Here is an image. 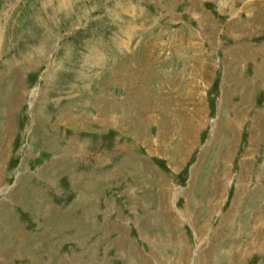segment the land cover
<instances>
[{"label": "rangeland", "instance_id": "rangeland-1", "mask_svg": "<svg viewBox=\"0 0 264 264\" xmlns=\"http://www.w3.org/2000/svg\"><path fill=\"white\" fill-rule=\"evenodd\" d=\"M1 142L0 264H264V0H0Z\"/></svg>", "mask_w": 264, "mask_h": 264}, {"label": "bare ground", "instance_id": "bare-ground-1", "mask_svg": "<svg viewBox=\"0 0 264 264\" xmlns=\"http://www.w3.org/2000/svg\"><path fill=\"white\" fill-rule=\"evenodd\" d=\"M2 145H4L3 142L0 143V146H1V147H0V173H1L2 162H3V159H4V157H5V151H4V147H5V146H2ZM258 194H259V193H258V191L256 190L255 193H252V194H251L252 197L254 196L253 199H252V197H251V200H249V199L247 200V199H246V200H247V201H246V200L244 199V200H245V201H244V206H245L246 208L248 207L249 209H251V208L253 207V205H255V204H253V202H254V200L256 199V196H257ZM248 195H249V197H250V194H248ZM234 200H235V198H234ZM234 200H233V201H234ZM234 202H235V201H234ZM236 203H237V202H236ZM236 203H235V204H236ZM234 207H235V205H234ZM235 208H236V207H235ZM235 208H234V209H235ZM237 208H238V207H237ZM232 209H233V208H232ZM230 210H231V209H230ZM234 211H235V210H234ZM231 212H232V211H231ZM256 212H257V211H256ZM233 213H234V212H233ZM230 214H231V213H230ZM239 251H240V250H239ZM240 252H241V251H240ZM230 262H231V261H230Z\"/></svg>", "mask_w": 264, "mask_h": 264}]
</instances>
